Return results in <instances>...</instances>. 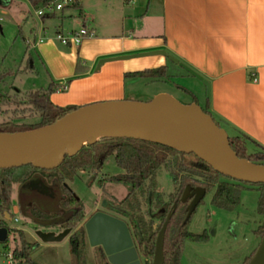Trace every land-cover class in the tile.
<instances>
[{"label":"crops","instance_id":"1","mask_svg":"<svg viewBox=\"0 0 264 264\" xmlns=\"http://www.w3.org/2000/svg\"><path fill=\"white\" fill-rule=\"evenodd\" d=\"M79 3V8L67 5L52 14L38 15L37 10L42 8L40 0H0V23L9 10L14 13V23L8 27L10 44H6L2 31L0 35V52L5 53L2 62L18 34L22 37V55L16 58L19 62L16 70L0 68L5 71L0 81L1 92L10 88L8 94H24L45 88L51 82L54 89L49 99L62 107L135 99L143 93L140 83L169 75L172 62L186 70L182 75L187 81L195 84L196 79L202 83L204 103L229 128L228 135H243L249 153L264 148V0H81ZM81 27L93 33L78 45L63 44L57 37ZM13 62L15 65L17 61ZM158 67L164 68L163 76L148 72L131 74ZM41 71L45 81L37 86L36 74ZM24 81L25 85L19 86ZM64 83L66 87L61 88ZM158 92L166 90H156L152 95ZM22 185H36L44 190V197L53 199L51 207L40 203L42 209L57 208L60 197L57 183L48 182L35 172ZM34 198L33 194L11 200L13 204L19 199L22 207L24 201L28 206ZM91 214H85L83 222ZM45 220L42 221H53ZM85 242L86 252L89 245L95 254L96 245L88 243L86 233ZM240 259L236 264L243 262Z\"/></svg>","mask_w":264,"mask_h":264},{"label":"rangeland","instance_id":"2","mask_svg":"<svg viewBox=\"0 0 264 264\" xmlns=\"http://www.w3.org/2000/svg\"><path fill=\"white\" fill-rule=\"evenodd\" d=\"M56 2H62V0H57ZM12 23H14V13L9 10V12L5 14L4 21L0 23V35H3L1 31L5 34V40L8 41L6 42L7 45L10 44L11 38L10 29H8V27L9 25L12 26ZM14 28L15 27L12 29ZM21 44L22 37L18 34L16 43H14L12 50L8 52L7 58L3 62L1 59L5 53L0 52L1 69L11 67L12 70H16V65L19 63L16 58L22 55ZM18 45H20L19 48L16 47ZM13 60L17 61L15 65L13 64ZM170 66L171 68L167 71L169 75L158 80H146L140 83L139 87L143 93L138 95V98L135 99L147 100L151 98L154 91L163 89L183 102L196 100L198 104L205 107V92L202 83L198 82L196 79L195 84H193L192 81H187V78L182 75L183 73H187L184 68L172 62ZM20 75L23 76L22 74ZM11 76L13 79L14 75ZM44 77L43 71L36 74L35 80L37 86L38 84H43L45 81ZM191 80H194V78H191ZM25 82L27 81H24V84L19 83V86H24ZM128 82H130V80H128ZM130 84L131 83L128 85ZM178 84H180V87H178ZM3 87L6 88V86ZM2 89L0 88L1 91ZM10 90L9 88L5 93L0 92L4 95H8L7 92ZM13 95L15 96L13 101H7L0 105V122H3L0 127L23 130L38 126L37 122L40 119L39 112L33 109L32 105L25 100V93H14ZM214 119L220 126L226 128V130L228 129V133H231L224 123L215 117ZM180 156L178 151L168 152L166 162L158 166L155 177L152 180L146 181L145 185L151 186L146 196H140V211L147 219L153 221L154 227L160 222L162 213L168 208L170 201L169 193L176 188L170 169L175 167L174 162ZM29 170L30 167L28 164L13 167L12 199L16 201L19 197L26 198L34 194L35 198L32 205L41 208L38 206L41 203L44 206L51 207L53 199L44 197L43 189L38 188L36 185H22L24 181H21V177ZM122 171L123 169L115 163L113 155L111 154L105 159L101 170L96 174L93 172V166L86 163L81 169L74 173L72 178L66 179V184L72 190L76 198L83 203L86 214H91L94 210L102 209L126 220L124 215H120L108 207L109 203H111L114 198L118 200L128 191V187L125 184L106 179L108 175H113ZM1 173H3L2 170H0V174ZM193 175L199 179H203L201 175ZM228 177L229 176L226 177V175H224L221 179H229ZM233 180H236L239 186H241L239 202L236 205L232 208H224L213 204L211 196L214 188H211L207 191L205 190L204 195L191 212L190 220L187 225L188 230L197 233L206 231L208 233V238L202 241L185 238L183 240L180 264H236L238 258H241V261L243 259L242 255L246 253L247 255L243 259L244 262L250 256L251 251L258 245L261 236H259L255 230L264 222V214L258 208V199L260 195L259 185L250 181L234 178ZM18 201L10 206V211L5 210V215L0 211V219L5 218L8 227L22 229L29 241L37 242L30 253L32 260L37 264H70L71 253L68 244L69 233L62 239L53 243L51 242V244L40 243V241L43 240L37 235V230H59V224L54 222L45 223L48 220L38 218L36 215L32 214L27 209V204L24 203L25 201L22 207H20ZM42 210L45 211L44 213L48 211ZM61 218L62 215L56 219L60 220ZM42 220H45V222ZM83 223L82 220L79 224L83 225ZM174 229L175 225L172 224L169 229V235L173 233ZM17 240L18 232L8 230L6 243L10 247H14L18 244ZM88 243H90L89 240ZM140 259L143 264H148L147 261L151 264V260H146L142 255H140ZM86 260L87 264H97L94 251L89 248V245L87 247ZM21 261L22 258L20 259V263ZM243 262L241 264H243ZM22 264L31 263L24 261Z\"/></svg>","mask_w":264,"mask_h":264},{"label":"trees","instance_id":"3","mask_svg":"<svg viewBox=\"0 0 264 264\" xmlns=\"http://www.w3.org/2000/svg\"><path fill=\"white\" fill-rule=\"evenodd\" d=\"M51 0H40L42 6L48 4ZM79 8L80 3L72 4ZM148 72L150 75H164V68L158 67L148 69L147 71H134L131 74L143 75ZM5 76V71H0V81ZM60 85L61 88L64 87ZM54 89L53 83L47 87L29 90L25 93L26 101L32 105L33 109L39 112L40 119L38 126L50 123L76 106L62 107L54 104L49 99V93ZM14 95H4L0 92V105L7 101H13ZM197 102L196 100H194ZM204 111L211 114L207 106L202 107ZM216 121V120H215ZM217 122V121H216ZM218 123V122H217ZM3 122H0V125ZM219 124V123H218ZM2 131H15L13 129L1 128ZM231 147L237 152L238 156L247 157L250 160L264 163V148L259 151L248 153L243 135H229ZM178 151L181 155L174 162L170 169L173 181L176 185L174 191L169 193L170 201L168 208L162 213L160 222L153 226V221L147 219L140 211V196H146L150 185H145L147 180L155 177L157 168L167 160L168 152ZM113 155L115 163L123 169L122 172L108 175L106 179L118 183H123L128 187L127 193L120 199H113L108 207L120 215L126 217L130 233L139 255L146 260H152L155 237L166 214L173 209L169 219L163 244L164 260L163 264H180L183 240L189 238L195 241H202L208 238L206 231L197 233L188 230L187 225L190 220L188 211V199H182V192L186 186L190 188L201 186L205 190L214 188L211 196L213 204L232 208L239 202L241 186L236 180L221 179L224 176L217 169L203 160L194 152H185L173 147L149 140L126 137V136H102L93 143L84 144L80 150L73 155H65L61 163L56 167L47 169L29 165L30 170L21 177V181L28 179L33 173L39 172L48 182H55L60 189L57 208L53 211H43L41 208L29 204L27 209L38 218L52 219L54 223L59 224V231L69 228L68 244L70 247V264H86V242L84 226L79 224L85 217L86 212L83 203L76 198L72 190L66 184L67 178H72L77 170L81 169L86 163L93 166V172L96 174L101 170L105 159ZM19 166V165H18ZM15 167V166H14ZM3 173L0 174V211L4 214L5 210L10 211L12 205V181L14 178L13 167L0 168ZM193 174L203 176V179L195 177ZM227 177V176H226ZM259 185L260 195L258 199V208L264 214V182H252ZM5 215V214H4ZM62 215L60 220L56 218ZM5 217V216H4ZM175 229L169 235L171 225ZM0 226H6L10 231L18 232V244L13 247L14 253L22 258L21 263L30 262L37 264L32 260L30 253L37 244L27 239L24 231L16 227H8L5 218L0 219ZM259 236L264 232V222L255 230ZM3 242H7L4 240ZM256 248V247H255ZM251 251L250 256L243 262L245 264L255 251ZM95 254L98 264H112L108 261L105 252L100 245L95 246ZM150 264L149 261H147Z\"/></svg>","mask_w":264,"mask_h":264},{"label":"water","instance_id":"4","mask_svg":"<svg viewBox=\"0 0 264 264\" xmlns=\"http://www.w3.org/2000/svg\"><path fill=\"white\" fill-rule=\"evenodd\" d=\"M102 136L134 137L194 152L223 175L264 182V163L238 156L230 145L226 129L212 114L197 102H183L168 92H158L148 100L95 101L80 105L47 124L23 130H0V168L31 163L50 169L61 163L66 154L73 155L84 144ZM188 189L186 186L182 192L183 200ZM204 193L205 188L201 186L190 192L188 214ZM172 212L173 209L166 214L157 231L151 264H163L165 231ZM84 229L90 244L100 245L110 263L143 264L123 218L98 209L84 221ZM7 231L6 226H0V241L6 239ZM68 232L69 228L59 232L38 229L37 235L43 241H54ZM245 264H264V232Z\"/></svg>","mask_w":264,"mask_h":264},{"label":"built area","instance_id":"5","mask_svg":"<svg viewBox=\"0 0 264 264\" xmlns=\"http://www.w3.org/2000/svg\"><path fill=\"white\" fill-rule=\"evenodd\" d=\"M56 1L57 0H51L48 4L42 6V8L37 10V14H52L54 11L60 10L66 5H72L75 2H80L81 0H62V2ZM92 33L93 32L91 30H88L85 27H81L78 30L70 32L67 36H61L60 34H58L57 37L63 44H67L68 42H70L72 44L78 45L85 36ZM64 87H66V85H64ZM3 241H0V264H20L21 257L17 256L14 253L13 247H10Z\"/></svg>","mask_w":264,"mask_h":264},{"label":"flooded vegetation","instance_id":"6","mask_svg":"<svg viewBox=\"0 0 264 264\" xmlns=\"http://www.w3.org/2000/svg\"><path fill=\"white\" fill-rule=\"evenodd\" d=\"M195 187H193V188H190L189 187V189H188V191H187V198L186 199H188V203H189V200L191 199V197H192V195L190 194V192L192 191V189H194ZM185 200V199H184ZM187 207H188V205H187ZM104 211H106V210H104ZM106 212H108V211H106ZM108 213H111V212H108ZM111 214H113V213H111ZM113 215H116V214H113ZM116 216H118V215H116ZM118 217H120V216H118ZM120 218H122V217H120ZM125 220V219H124ZM126 221V220H125ZM61 231V230H60Z\"/></svg>","mask_w":264,"mask_h":264}]
</instances>
